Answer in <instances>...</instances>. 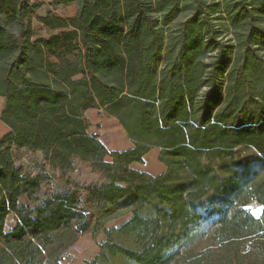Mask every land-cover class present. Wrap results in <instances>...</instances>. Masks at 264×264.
Instances as JSON below:
<instances>
[{
    "label": "trees",
    "instance_id": "trees-1",
    "mask_svg": "<svg viewBox=\"0 0 264 264\" xmlns=\"http://www.w3.org/2000/svg\"><path fill=\"white\" fill-rule=\"evenodd\" d=\"M73 4L0 0V264H60L87 234L84 264H264V0L50 7ZM89 110L133 148L108 151ZM151 149L164 174L133 167ZM75 161L98 182L68 179Z\"/></svg>",
    "mask_w": 264,
    "mask_h": 264
},
{
    "label": "rangeland",
    "instance_id": "rangeland-1",
    "mask_svg": "<svg viewBox=\"0 0 264 264\" xmlns=\"http://www.w3.org/2000/svg\"><path fill=\"white\" fill-rule=\"evenodd\" d=\"M41 4V3H40ZM49 12V10L40 9L38 11V14L40 16L44 15ZM61 15H68L69 13L63 11V13H60ZM38 27V26H37ZM36 27V28H37ZM37 35H44V33L36 30ZM220 82L222 78L220 77L218 79ZM89 115V114H88ZM93 120H92V126L90 131L88 130V133L91 135L92 133H95L99 135L100 139L106 143V145H109L113 140L120 141L119 139L122 138L121 133L119 132V127L117 126L116 122L113 120V118H110L104 114L102 110H98L97 112H92ZM97 123V124H95ZM113 143V142H112ZM120 144V143H119ZM26 157H29L28 155ZM26 159L19 161L17 164L19 165H25ZM158 163L157 160H154L152 164L149 167V172H153L152 168H154V164ZM142 169H145L142 167ZM68 179H70L72 182L79 183V184H95L98 182L97 175L93 174L88 165L81 163L79 161H75V167L74 170L68 174ZM56 179V177H55ZM52 179L50 181V184L43 188L41 191V194L44 196H47L51 193L52 188L57 184L55 182L56 180ZM250 213L258 218L261 216V207L257 205L256 203H250L247 206ZM129 219V214L126 211H121L113 218L109 219L105 225V229H110L112 227H118L122 223L126 222ZM14 225L13 222V216L10 215L5 222V230H9ZM103 239V235L100 234L98 236H91L90 234H87L85 236H82L79 238L76 243L69 248L62 257L60 264H84L86 261H91L97 254H98V246Z\"/></svg>",
    "mask_w": 264,
    "mask_h": 264
},
{
    "label": "crops",
    "instance_id": "crops-1",
    "mask_svg": "<svg viewBox=\"0 0 264 264\" xmlns=\"http://www.w3.org/2000/svg\"><path fill=\"white\" fill-rule=\"evenodd\" d=\"M32 2H37V3H41V8L40 9H44V10H49V12H53L55 14H57L58 16H61V17H65V18H69V17H72L74 16V14L76 13V5H70V6H67V7H57V8H51L50 5L52 3H54L55 0H31ZM63 11L69 13L68 15H61L60 13H63ZM48 12V11H47ZM44 15H45V12H44ZM6 108V99L5 98H0V116L2 114V112L5 110ZM98 110H89L85 113V117L90 121V123L92 124V120H93V115H92V112H97ZM89 114V115H88ZM117 126L119 127V132H122L121 135H122V138L119 139L120 141H116L113 140L109 145H106V143H104L99 135L95 134V133H92L91 135H96L98 137V140L105 146V148L108 150V151H126V150H129V149H132L133 148V144L132 142L129 140V138L127 137V135L125 134L124 130L121 128V126L119 125V123L113 119ZM97 124V123H95ZM91 129V128H90ZM89 129V131H90ZM8 133H10V129L4 125L1 121H0V137H3L5 135H7ZM120 143V144H119ZM158 153H159V150L158 149H151L148 154L143 158V163L142 164H145L146 166L143 167L142 164H136L134 165L133 167L135 169H138L140 171H143V172H146L147 174L151 175V176H158V175H161V174H164L166 169L165 167L161 164V163H155L154 164V168H152V173L149 172V167L150 165L152 164V162H154V160H157V157H158ZM105 161L109 162L110 159L109 158H106ZM158 161V160H157ZM145 168V169H142ZM13 216V215H12Z\"/></svg>",
    "mask_w": 264,
    "mask_h": 264
},
{
    "label": "built area",
    "instance_id": "built-area-1",
    "mask_svg": "<svg viewBox=\"0 0 264 264\" xmlns=\"http://www.w3.org/2000/svg\"><path fill=\"white\" fill-rule=\"evenodd\" d=\"M143 167H145L146 165L145 164H142Z\"/></svg>",
    "mask_w": 264,
    "mask_h": 264
}]
</instances>
